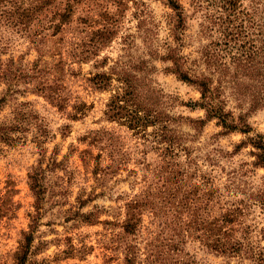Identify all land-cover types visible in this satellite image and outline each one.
<instances>
[{
  "label": "trees",
  "instance_id": "1",
  "mask_svg": "<svg viewBox=\"0 0 264 264\" xmlns=\"http://www.w3.org/2000/svg\"><path fill=\"white\" fill-rule=\"evenodd\" d=\"M81 1L0 0V22L5 21L32 45H38L45 38L46 30L56 35L69 28ZM131 1L137 31L143 34L144 56L134 58L127 53L112 58L99 53L115 36L119 16L123 9H127L128 0H108L116 6L115 10L105 6L95 13L96 17L89 14L90 8L87 9L88 12L81 17L82 27L77 29L81 36L73 37L68 51V55L78 62L95 58V71L90 72L86 80L93 90L109 92L103 110L105 118L124 125L156 152L153 167L146 165L144 170L143 188L124 202V218L120 226L125 234L133 236L123 247L124 264H190L180 254L179 246L191 234H201L202 244L215 254L264 263V247L254 244L249 226L240 221L244 214L241 206L229 202L228 197L236 188V173H227L226 183L220 187L215 182L216 177L201 167L203 162L211 167L218 166V159L230 153L215 147L204 151L202 146L194 144L207 122L216 120L221 127L216 136L231 132L246 134L234 150L251 145L255 157L252 165L264 167V136L254 132L248 120L249 113L264 106V0H209L208 11L199 29V36L206 39V43L201 45L199 55L194 59L181 54L177 46L169 43L160 54L150 41L146 2ZM166 4L174 11L172 31L174 39H178L186 28L188 15L180 0H166ZM123 43H131L130 34L123 36ZM156 58L169 61L165 71L194 86L199 91V99L183 102L176 95L165 92L153 77L157 71ZM13 70L16 79L23 72L17 68ZM37 73H40L38 78ZM24 75L38 79L36 89L48 103L61 110L66 108L69 100L62 93L60 77L40 67L36 60ZM13 79L9 76L5 92L0 96V105L6 101L7 95L11 97L16 91V80ZM231 102L233 106H230ZM29 103L25 101L22 105L28 106ZM177 104L201 109L204 114L191 117L175 113L173 109ZM72 107L73 111L68 113L73 119L84 115L88 109L85 102ZM31 112L30 108H16L10 120L0 123V140L6 143L15 140V131L22 135L25 125L29 124L27 114ZM183 124H188L194 132L184 131ZM44 138L48 139V132ZM40 151L46 152L41 145ZM112 155L110 163L104 167L97 158L100 154L94 156L95 168L104 169L103 174L107 170L119 169V165H114L116 156ZM28 179L35 197L34 207L38 211L48 187L45 169L41 165L33 168ZM78 200L81 206L89 201ZM212 208H218V214L213 215ZM9 210V199L0 200V219L9 215ZM146 213L154 222L158 217L164 218L159 220L161 229L158 234L162 235L149 236L141 244L136 238L148 228L143 218ZM92 214V211L83 213L88 224L98 221L91 218ZM170 217L176 219L173 226ZM31 222L30 230L23 231L22 243L15 252L16 264H26L37 224L35 215H31ZM164 229L170 233L166 234Z\"/></svg>",
  "mask_w": 264,
  "mask_h": 264
},
{
  "label": "rangeland",
  "instance_id": "2",
  "mask_svg": "<svg viewBox=\"0 0 264 264\" xmlns=\"http://www.w3.org/2000/svg\"><path fill=\"white\" fill-rule=\"evenodd\" d=\"M144 1L153 47L158 48L161 54L165 44L169 43L177 46L180 53L190 59L198 57L201 45L206 43V39L199 36V29L208 11L209 0H180L188 19L178 39H174L172 31L174 11L168 7L166 0ZM105 6H110L112 11L116 7L108 0H82L76 7L69 28L56 35L46 30L45 38L38 45H32L5 21L0 22V96L5 92L9 76L16 80V91L11 97L7 95L6 101L0 105V123L10 120L16 108L32 110L31 114H27L29 124L25 125L22 135L15 131L16 137L20 138L15 137L9 143L0 140V200L9 199L11 208L9 215L0 219V264H16L15 252L22 243L23 231L30 230L31 215L37 217V224L26 264H124L123 247L133 238L125 234L120 226L124 218V202L143 188L144 170L146 165L153 167L156 152L124 125L105 118L103 110L109 92L93 90L86 80L90 72L95 71V58L78 62L68 55L69 42L74 36H81L77 29L82 27L81 17L88 12L87 9L90 8L89 14L96 17L95 13ZM133 10V3L128 0L127 9H123L119 16L118 30L109 44L99 51L100 56L115 58L127 53L134 58L144 56L143 34L137 31ZM127 34L131 35L129 45L123 43V36ZM35 60L40 67L61 78L62 93L69 100L65 109L51 105L37 91L40 73H37V78L25 77L24 71ZM154 63L157 71L153 77L165 92L176 95L183 102L199 99V91L194 86L165 71L169 61L156 58ZM15 68L23 71L17 79L12 73ZM25 101L31 104L23 106ZM80 102H85L88 109L84 115L73 119L68 112L73 111V104ZM230 106H233L232 102ZM173 110L191 117L204 114L201 109L183 104L175 105ZM248 120L254 132L264 136V106L249 113ZM181 128L194 132L188 124H183ZM220 130L216 120L207 122L194 144L202 146L204 151L215 147L230 154L220 157L218 166L211 167L203 162L202 170L214 175L220 187L226 183L227 173H236V188L233 195H229V202L241 206L244 213L240 216L241 223L249 226L254 244L264 247V167L252 165L255 157L251 153L254 151L251 145L234 150L246 134L231 132L216 136ZM46 132L48 139L44 138ZM40 140L46 141L37 143ZM40 145L46 152L41 153ZM111 153L116 156L114 165H119V169L107 170L103 174L104 169L95 168L94 156L100 154L97 158L100 166L104 167L110 163ZM53 161L55 164H51ZM199 162L202 163L201 160ZM39 165L45 169L48 187L37 211L28 173ZM78 198L89 201L81 206ZM89 211L93 213L91 218L98 220L95 224L84 221L83 213ZM211 211L213 215L219 212L218 208ZM143 218L148 228L136 238L141 244L149 236L162 235L158 234L161 229L159 220L164 219L158 217L154 222L147 213ZM169 220L173 226L176 219L170 217ZM164 230L166 234L170 233ZM200 235H189L179 246L180 254L190 264H257L246 258H228L211 252L202 244Z\"/></svg>",
  "mask_w": 264,
  "mask_h": 264
}]
</instances>
